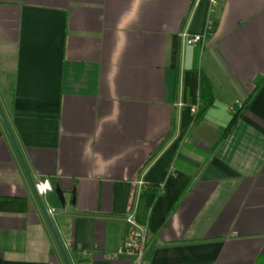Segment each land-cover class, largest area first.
Returning <instances> with one entry per match:
<instances>
[{
  "label": "crops",
  "instance_id": "0c3cea01",
  "mask_svg": "<svg viewBox=\"0 0 264 264\" xmlns=\"http://www.w3.org/2000/svg\"><path fill=\"white\" fill-rule=\"evenodd\" d=\"M262 77L264 0H0V111L69 264H133L145 186L147 264H264ZM0 264H65L1 115Z\"/></svg>",
  "mask_w": 264,
  "mask_h": 264
},
{
  "label": "built area",
  "instance_id": "2783aa9c",
  "mask_svg": "<svg viewBox=\"0 0 264 264\" xmlns=\"http://www.w3.org/2000/svg\"><path fill=\"white\" fill-rule=\"evenodd\" d=\"M210 29V25L207 24L206 32H209ZM181 37L184 38L188 46L197 45L203 38V36H187L184 32L181 34ZM195 110L196 108L193 107L191 111L194 113ZM35 190L38 196L42 197L46 195L47 192L51 191V185L46 180L39 181L35 184ZM124 221L127 225V231L118 253L129 256L133 260V264H147L145 254L149 241V234L146 226H140L136 223L134 211L128 212Z\"/></svg>",
  "mask_w": 264,
  "mask_h": 264
},
{
  "label": "trees",
  "instance_id": "16d2710c",
  "mask_svg": "<svg viewBox=\"0 0 264 264\" xmlns=\"http://www.w3.org/2000/svg\"><path fill=\"white\" fill-rule=\"evenodd\" d=\"M264 81V78H259L256 80L255 85L256 87L259 86L262 82ZM197 106H196V112H195V117L194 120H197L199 118H201L206 110L211 106L212 102H213V96H212V89H211V84L208 80V78L203 74L200 73L198 76V82H197ZM251 97V96H250ZM250 97L244 102L243 106H246V104L248 103ZM235 120V116L233 117V119L231 120L230 123H233ZM149 188H147V186H145L140 193L139 199H138V205H137V209H136V214H135V221L138 225L140 226H146V223L143 222V220H141L139 218V212L141 209V201L144 195V191L147 190ZM155 194L159 193V189L154 190ZM151 249V241H148V245H147V250H146V258L148 257V254L150 252Z\"/></svg>",
  "mask_w": 264,
  "mask_h": 264
},
{
  "label": "water",
  "instance_id": "95a60500",
  "mask_svg": "<svg viewBox=\"0 0 264 264\" xmlns=\"http://www.w3.org/2000/svg\"><path fill=\"white\" fill-rule=\"evenodd\" d=\"M0 115H1V117H2V119H3V122H4V124H5L6 129L8 130V133H9V136H10V139H11V142H12V145H13V147H14V149H15L17 155H18V158H19V160H20V162H21V164H22V166H23V169H24V171H25V173H26V175H27V177H28V179H29V184H30V188H31V191H32V195L34 196L36 202L38 203L39 207L41 208V211H42V213H43V215H44V217H45V219H46V221H47V224H48V226H49V229H50V231H51V233H52V236H53V238H54V240H55V243H56V245H57V247H58V249H59V251H60V253H61L62 257H63V260H64L65 264H69L68 261H67V259H66V256H65V253H64V251H63V248H62V246H61V244H60V242H59V240H58V237H57V235H56V232H55V230H54V228H53V224H52V222H51V220H50V218H49L48 212H47L45 206L43 205L41 198H40V197L38 196V194L36 193L34 183H33L32 180L29 178V175H28L27 169H26V167H25V165H24V163H23V161H22V158H21V156H20V153H19V151H18V148H17V146H16V144H15V142H14V139H13V137H12V135H11V132H10V130H9V128H8V125H7V123H6V120L4 119V117H3L2 113H1V111H0ZM54 191H55V194H56V196H57V198H58L60 204L63 205V195H62V193L60 192V190H59L57 187L54 188Z\"/></svg>",
  "mask_w": 264,
  "mask_h": 264
}]
</instances>
